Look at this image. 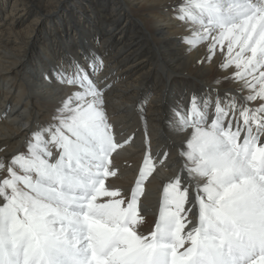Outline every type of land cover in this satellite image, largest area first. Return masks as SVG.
I'll list each match as a JSON object with an SVG mask.
<instances>
[{
  "label": "snow or ice",
  "instance_id": "obj_1",
  "mask_svg": "<svg viewBox=\"0 0 264 264\" xmlns=\"http://www.w3.org/2000/svg\"><path fill=\"white\" fill-rule=\"evenodd\" d=\"M173 11L189 46L206 43L208 59L220 50L236 88L177 105L179 166L153 226L141 202L150 143L129 192L106 184L132 138H116L91 78L102 61L89 55L55 70L72 90L24 151L0 158V264H264V0H178Z\"/></svg>",
  "mask_w": 264,
  "mask_h": 264
},
{
  "label": "bare ground",
  "instance_id": "obj_2",
  "mask_svg": "<svg viewBox=\"0 0 264 264\" xmlns=\"http://www.w3.org/2000/svg\"><path fill=\"white\" fill-rule=\"evenodd\" d=\"M177 2L0 0V158L24 151L72 90L55 70H71L76 61L87 67L89 55L96 56L102 64L91 78L104 86L108 120L118 140L132 138L113 153L117 175L106 184L129 192L150 143L155 170L141 197L149 230L163 186L179 166L177 105L186 106L193 93L236 88L234 69L220 67L219 49L208 59L206 43H186L189 26L176 18Z\"/></svg>",
  "mask_w": 264,
  "mask_h": 264
}]
</instances>
